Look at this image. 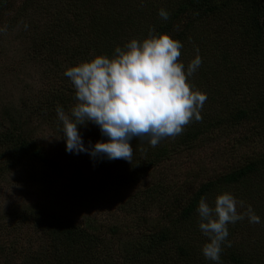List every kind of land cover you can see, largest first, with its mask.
<instances>
[{
	"label": "trees",
	"instance_id": "trees-1",
	"mask_svg": "<svg viewBox=\"0 0 264 264\" xmlns=\"http://www.w3.org/2000/svg\"><path fill=\"white\" fill-rule=\"evenodd\" d=\"M55 1H59L61 10L54 8L52 11L47 3L45 20L41 18L40 0H25L19 10V14L23 10L26 14L35 7L37 16L43 21L44 30L37 32L26 56L27 59L33 56L41 66L43 72L38 75H44L50 87V92L45 93L38 104L45 105L52 115L47 116L45 110L38 109L28 112V119L36 118L41 124L62 130L57 105L70 115V110L78 103L75 88L64 72L96 56L112 57L117 46L123 47L132 39L142 41L147 38L150 28L154 29L153 35L166 33L182 42L178 60L183 62L185 70L199 54L202 63L188 77V82L193 90L205 93L207 99L200 109L202 118L199 121L193 118L179 135L165 137L155 147L142 137L133 138L130 143L134 152L128 165L108 167V163L96 162L93 167L100 175L87 182L89 187L81 186L88 191H105L102 195L118 200L114 192L125 184L147 181L148 186L135 193L141 199H149L147 205L142 201L137 209H130L126 202L119 206L123 212L142 215L138 225L146 226L140 239L131 241L128 234L126 239L119 240L117 235L122 231L105 229L104 223L98 227L92 225V221H96L92 215L75 222V217H57L47 211L32 209L30 214L35 228L42 236V239L38 238V250L33 251L34 255H28L25 247H14L15 242H12L0 249V258L11 252L23 259L32 256L37 264H104L107 261L105 245L111 241L105 242L111 235L112 240L120 243L118 264H264V211L257 207L262 201L264 209V145H258L255 154L235 164L225 163V167L200 158L187 161L191 170L196 168L198 177H207L190 195L185 182L172 180L173 183H169L161 169L165 160H173L170 157L182 158L194 149H203L210 140L220 142L223 136L244 124L250 126L251 131L246 135L250 143L256 142L258 137L264 144V0H131L128 5L133 12L130 14L123 9L110 8L117 2L126 5L129 0ZM94 1L98 4L94 5ZM137 1L140 5H135ZM10 2L0 0V18L10 12ZM41 8L44 11V6ZM160 9L170 14L169 19L164 20L155 13ZM20 27H24L23 35H29L25 29L27 25ZM242 39L245 41L241 42ZM0 54L4 53L0 51ZM36 105L33 108H38ZM2 111V120L6 124L0 125V182L6 180L12 168L21 165L27 168L35 163L55 176H64V170L53 163L50 154L34 139L28 126L32 121H28L23 113L19 112L14 119L10 112ZM216 130L220 132L212 136ZM65 160L68 161L67 157ZM213 166L219 171L215 176L210 173ZM158 172L163 177L151 181L152 175ZM29 180L24 182L34 183V179ZM53 181L54 177L45 175L38 188H44L42 193L51 191L55 188ZM79 184L66 188L67 194L72 197ZM215 191L232 192L238 201H243L238 212H246L251 205L260 217L259 223H250L247 215L243 220L229 223L227 241H231V246L227 241L222 244L219 262L206 259L202 254L203 246L209 241L199 228L196 212L200 198H208ZM132 199L136 202L140 198ZM98 201L106 204L103 200ZM90 203L94 207V201ZM152 203L158 204L154 226L143 218L144 209L150 208ZM40 247L46 249L45 255L39 253ZM99 247L103 252L102 249L97 251Z\"/></svg>",
	"mask_w": 264,
	"mask_h": 264
},
{
	"label": "rangeland",
	"instance_id": "rangeland-1",
	"mask_svg": "<svg viewBox=\"0 0 264 264\" xmlns=\"http://www.w3.org/2000/svg\"><path fill=\"white\" fill-rule=\"evenodd\" d=\"M130 1L131 0L127 1L126 5H121L117 2L111 5L110 8L123 9L127 14H130L133 12L132 7L128 5ZM24 2L25 0H11L9 5L11 9L8 10L10 12L0 18V27L4 29V31H0V51L4 53L0 54V125L6 124V122L2 120V110H6L8 113L10 112L11 115L14 116V119H17L19 112L23 113L28 121H32L28 126L32 131L34 139L46 153L50 154L53 163L58 164V166L64 170V176L59 177L53 175L49 169H44L39 163L30 164L27 168L21 165L20 167L11 169L6 180L0 182V249L3 246L8 247L12 242H15L13 245L14 247H25L26 254L34 255L33 251L38 250L36 247L39 245L38 238L40 237L42 239V236L35 228L32 214H30V210L32 209L47 211L52 216L57 217H75L73 219L75 222L82 221L84 217L92 215L91 217L96 219V221H92L94 222L91 223L92 225L98 227L100 223H104L105 229L110 230V228H116V230L122 231V233L117 235L119 240L126 239L128 234H130L131 241H136L138 238H141L142 230L146 226V224H142L141 227L138 225L142 215L123 212L120 210L119 206L121 203L126 202L130 209H137L139 203H142V201H145L147 205L149 199H141V197L136 196L135 193L139 188L148 186V182L134 181L125 184L117 190V192H114L118 200H113L106 196V194L105 196L102 195L106 193L105 191H96L94 189L88 191L86 187L83 188L81 186L89 187L87 182L96 179V177L100 175L98 170L96 171L93 167L94 163L102 161L108 163V167H121L128 165V161L124 159L107 160L102 157L92 158L87 153L83 152L78 155L69 153L66 151V143L63 138L62 130L53 129L47 125V123L41 124L36 118L28 119L27 113L33 110H45L44 114L47 116H51L52 113L46 111L45 105L38 104L41 102V98H44V94L50 92L47 78L44 75H38L39 72L43 71L41 70V66L32 58L33 56H29L28 59L26 56L27 52L30 53V46L32 45L35 35L43 32L44 24L37 16L35 7L29 9L26 14L24 10L19 14V10L23 8ZM57 2L55 0H40L38 3H40L39 10L41 12V18L44 20L46 19L45 5L47 3L52 11L54 8L60 11L61 6ZM64 2L73 3L74 1L64 0ZM101 2L103 3L104 1ZM157 2L158 1H156V3ZM96 4H98V2L94 1V5ZM132 5L134 4L132 3ZM135 5H140V2L137 1ZM43 6L44 11L41 8ZM102 9L104 10L105 7H102ZM168 9L175 10L176 7H169ZM135 10H138V7H135ZM158 11L159 10H156L155 13L158 14ZM154 16L156 17V14H154ZM146 18L147 16L143 20ZM22 24L28 26L25 29L28 31L29 35L22 34L24 31V29H22L24 27H20ZM144 33L146 34V30ZM171 37H173V35H171ZM75 40L80 41L79 38ZM242 41L245 40L242 39L241 42ZM34 104H37L36 106L38 108H33ZM80 131L86 146H88L89 141L95 144L97 141L106 139V137H102L99 127L92 123L81 125ZM250 131V126L246 124L240 125L226 137L223 136L220 142L210 140L208 145L203 149H194L188 155L182 156V158L175 159L170 157L173 160H165L163 162L161 166L162 173L167 175L169 183H173L172 180H177L180 183L185 182L186 189L189 187L188 193L190 195L199 187L201 182L207 179V177H198L196 168L194 167L191 170V168H189L190 164L187 161L200 158L206 162L211 161L218 163L216 166L225 167V163L230 165L235 164L243 160L246 156L255 154L258 145H264L261 144V138L258 137L256 138V142L250 143V140L246 137ZM218 132H220V130L213 131L211 134L214 133L212 136H217ZM262 134H264V132H262ZM142 140L149 141V137L145 135L142 137ZM158 144H160V142ZM219 153L221 154L217 155ZM65 157H67L68 161L65 160ZM216 166H213L210 170V173L213 174L212 176L219 173ZM162 173H154L150 180L161 179L163 177ZM45 175L54 177L52 183H54L55 188L51 191L42 193L44 190L42 187H44V185L41 187L42 190L38 187L41 186L39 185L40 179L42 180V178H45ZM31 178L34 179L33 184L24 182L30 181L29 179ZM79 181L80 184L78 183ZM76 184H79V187L73 192L71 197L67 194L66 188L73 187V185ZM39 189L40 192H38ZM219 194L221 193L215 191L213 195L207 198L210 205L214 206L215 198ZM104 198H106V200ZM132 198L140 199L135 202ZM98 199L103 200L106 204L102 205ZM93 201L94 207L90 203ZM132 203H135V205ZM262 204L263 202L261 201L257 207L264 211ZM157 205L158 204L152 203V205L150 204V208L144 209L146 214L143 218L146 222L149 221L152 226H154V218L158 215ZM26 207L31 208L26 209ZM238 207L239 203L237 209ZM109 210H111V212ZM107 242L110 244L105 245L107 261L104 262V264H118L117 254L120 252L117 248L120 243H117L116 240H112L111 235L107 236L105 243ZM101 249L102 248L99 247L97 251ZM101 251L103 252V249ZM39 253L45 255L46 249L40 247ZM0 264L37 263L33 260L32 256H29L28 259H23L19 254L15 255L11 252H6L5 256L0 258Z\"/></svg>",
	"mask_w": 264,
	"mask_h": 264
},
{
	"label": "clouds",
	"instance_id": "clouds-1",
	"mask_svg": "<svg viewBox=\"0 0 264 264\" xmlns=\"http://www.w3.org/2000/svg\"><path fill=\"white\" fill-rule=\"evenodd\" d=\"M158 15L167 20L170 14L160 9ZM153 32L150 28L149 36L142 41L132 39L123 47L117 46L112 57L96 56L64 72L78 101L70 115L61 105L56 108L67 152L131 162L133 138L147 135L155 147L163 138L179 135L193 118L197 121L202 118L200 109L207 95L193 90L188 82L202 58L197 54L185 70L178 60L182 42L169 34L153 35ZM88 123L97 125L107 139L95 144L89 141L86 146L80 126ZM238 203L243 207V201L230 192L217 195L214 206L206 196L200 198L196 212L199 228L209 241L201 250L206 259L220 261L222 244L229 236V223L243 220L245 215L250 223L260 222L251 205L241 213L237 210ZM227 244L231 246V241Z\"/></svg>",
	"mask_w": 264,
	"mask_h": 264
}]
</instances>
